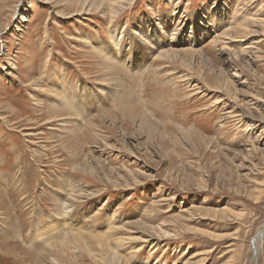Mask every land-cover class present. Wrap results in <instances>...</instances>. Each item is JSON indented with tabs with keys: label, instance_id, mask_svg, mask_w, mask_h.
<instances>
[{
	"label": "rangeland",
	"instance_id": "1",
	"mask_svg": "<svg viewBox=\"0 0 264 264\" xmlns=\"http://www.w3.org/2000/svg\"><path fill=\"white\" fill-rule=\"evenodd\" d=\"M263 225L264 0H0V264H264Z\"/></svg>",
	"mask_w": 264,
	"mask_h": 264
},
{
	"label": "bare ground",
	"instance_id": "2",
	"mask_svg": "<svg viewBox=\"0 0 264 264\" xmlns=\"http://www.w3.org/2000/svg\"><path fill=\"white\" fill-rule=\"evenodd\" d=\"M119 1V0H117ZM111 2V1H110ZM115 2V1H114ZM113 3V2H112ZM116 3V2H115ZM123 3V2H122ZM111 8L110 9H114V7H117L115 4H112V5H109ZM115 15V14H114ZM135 35H137L136 33H134ZM224 34V33H223ZM144 37V36H143ZM140 42L142 43H145V40L143 38H140ZM120 43V41H114V46L117 47L118 44ZM69 199L68 201L72 200V201H77L76 199H80V196H76V195H72V196H68ZM82 197V196H81ZM87 198V197H86ZM67 200V199H66ZM66 206L68 208H66ZM70 204H68V202L66 203V205H64V212L67 213L70 208ZM264 227V225L262 226V228ZM262 228L257 232L256 234V238L254 239L253 241V251L256 252V250H258V246H259V243H260V240H261V237H262ZM146 241V240H145ZM112 257L111 260H113V264H116V262L120 261V257L119 255H117L116 253L112 252ZM45 259H49V257H47L46 255H41L39 256V261L42 262V261H45Z\"/></svg>",
	"mask_w": 264,
	"mask_h": 264
},
{
	"label": "water",
	"instance_id": "3",
	"mask_svg": "<svg viewBox=\"0 0 264 264\" xmlns=\"http://www.w3.org/2000/svg\"><path fill=\"white\" fill-rule=\"evenodd\" d=\"M264 233V231L262 232V234Z\"/></svg>",
	"mask_w": 264,
	"mask_h": 264
}]
</instances>
